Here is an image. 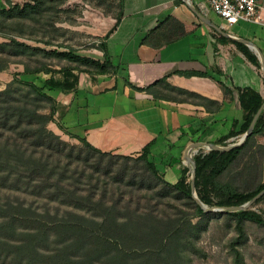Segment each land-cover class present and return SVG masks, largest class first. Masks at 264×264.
Listing matches in <instances>:
<instances>
[{
  "label": "trees",
  "instance_id": "16d2710c",
  "mask_svg": "<svg viewBox=\"0 0 264 264\" xmlns=\"http://www.w3.org/2000/svg\"><path fill=\"white\" fill-rule=\"evenodd\" d=\"M69 0H27L23 4L14 3L13 0H4L6 7L0 8V36L5 42L0 43V71L10 64L11 59L17 61L23 67V74L37 75L43 73L49 75L42 80V86L32 82H23L14 75L11 82L0 90V184L10 188L18 184L23 173L27 175V187H32L40 176L45 174V164L41 161L44 152L60 155L65 153L64 143L52 132L47 130L49 122H53L56 113V100L48 93L57 92L62 95L76 94L80 86V75L85 74L93 83L97 76H113L117 67L110 62L107 49V40L116 30L122 16L123 1L113 0L116 3L115 14L112 18L114 25L99 40L95 48L102 53L100 59L82 55L77 49L69 46L66 42L53 45V32L60 31L54 28V17H59L66 10L62 6ZM106 4V0H98L96 6ZM106 15H109L113 4H106ZM58 21L60 18H56ZM25 22H31L39 27L42 46H31L17 38L23 34L18 32L19 37H8L7 29L11 25L21 26ZM16 26V30H17ZM5 30V31H3ZM32 35H37L36 32ZM23 37V36H22ZM224 41V38L220 36ZM147 38L144 39V43ZM244 57L256 69L261 70L258 57L250 52L247 47L236 43ZM41 60H54L58 62V70L43 63ZM33 63V64H31ZM206 76V74H199ZM130 88L134 87L126 83ZM226 91L225 86L221 84ZM115 88V87H113ZM139 90V89H137ZM237 102L242 111V124L238 131H231L227 135L216 140L214 145L227 147L242 136L248 129L254 115L264 104V97L250 88L236 89ZM44 110H47L44 113ZM60 130H64L60 126ZM65 133V132H64ZM264 134V110L259 115L252 134L238 148L228 152H203L198 149L192 154L195 171V192L198 199L207 207H238L250 201L260 191L264 190V184L258 185L251 192H238L229 184L219 181V178L237 161V159L251 148V142L257 135ZM78 141L84 149L100 157H116L124 161H133L143 166L152 182L161 185V196L167 191H174L184 195L193 204V217L197 219L192 225L189 221L174 222L171 226L160 228L150 224L148 231L140 233L134 230L132 223L116 220V210L111 207H101L106 218L97 224L99 231L86 225L85 219H74L71 222L55 224L58 239H52L55 244L51 252L45 251L41 244L50 240L48 230L44 225L32 228V232H19L16 222L19 218L14 214L6 215V207L0 204V264H153L159 257L165 259H179L181 251L179 244L183 239L181 234L188 228L196 230L206 224L212 217V213H205L191 199L190 172L187 167L180 165L179 176L189 180L182 184L180 179L174 183L168 182L164 173L160 172L150 158V149L153 142L146 144L135 158L125 155L102 152L91 146L84 138L68 134ZM261 149L262 147H258ZM40 154V157L37 156ZM14 174V175H13ZM13 176L12 180L9 178ZM5 179V182H4ZM10 181V182H9ZM9 182V183H8ZM14 183V184H13ZM12 186V187H13ZM37 189L34 186L33 189ZM264 200V195L256 203ZM9 207V206H8ZM25 212L28 210H24ZM234 223L238 238L231 246L234 264H244L240 251L236 248L244 238L243 224L250 222L264 227V217L252 210L228 212ZM88 223V222H87ZM92 223V222H91ZM199 230L195 232V238ZM63 235V237L59 236ZM16 235L18 240L11 239ZM184 240L188 241L187 235ZM144 242L145 247L139 242ZM138 258V259H137ZM141 259V260H140Z\"/></svg>",
  "mask_w": 264,
  "mask_h": 264
},
{
  "label": "crops",
  "instance_id": "0c3cea01",
  "mask_svg": "<svg viewBox=\"0 0 264 264\" xmlns=\"http://www.w3.org/2000/svg\"><path fill=\"white\" fill-rule=\"evenodd\" d=\"M122 1L120 23L107 40L116 74L80 81L76 94L58 93L55 115L64 130L98 150L123 140L102 152L137 155L152 141L153 163L165 178L177 177L189 144H212L239 130L236 89L264 97L263 73L236 43L247 46L234 40L251 42L264 58V25L227 26L204 0ZM109 20L100 38L114 25Z\"/></svg>",
  "mask_w": 264,
  "mask_h": 264
},
{
  "label": "rangeland",
  "instance_id": "374dc122",
  "mask_svg": "<svg viewBox=\"0 0 264 264\" xmlns=\"http://www.w3.org/2000/svg\"><path fill=\"white\" fill-rule=\"evenodd\" d=\"M26 1L13 0L18 4ZM97 1L69 0L65 3L61 10H66L67 13L62 12L59 17H54V28L60 31L53 32V45L66 42L82 55L97 58L98 50L95 46L101 40L99 35L110 23L109 19L115 14L116 6L115 1L106 0V4H113L111 12L106 15V4L98 7L96 6ZM3 7H6V4L4 0H0V8ZM16 26L11 25L7 29L8 37L15 38L19 37L18 33L23 34V37L17 39L31 46H42L39 42L48 40V37L42 39L39 27L31 22L18 25L17 30ZM34 32L37 35H32ZM5 41L4 37L0 36V43ZM9 61L7 68L0 71V90L11 82L15 74L19 80L32 82L37 86H42V80L49 76L43 73L25 75L17 59ZM41 61L51 66L52 70L59 68L58 62L54 60ZM86 80L89 78L81 74L82 84H85ZM48 94L53 98L58 95L57 92ZM59 98L62 99L63 96L60 95ZM46 112L47 110H44V113ZM60 126L64 130L56 115L53 117V122H49L46 126L47 130L64 143L65 153L56 155L48 151L41 155V161L46 166L44 176L41 175L40 179H37L30 188L24 187H27L28 173H23L22 177L25 179L20 178L18 184L13 183L14 186L11 185L10 188L0 184V204L5 205L3 207H6L4 211L6 215L14 214L19 218L16 222L19 232H24V234L26 231L32 232V228H38L41 225L48 230L50 240L46 244H41L45 251L51 252L55 246L52 239L59 238L57 232L52 229L57 223L85 219L88 222H85L86 225L99 231L97 224L106 218L101 207L113 206L116 210V220L132 223L134 230L137 232L139 230L140 233L148 231L150 224L155 228L169 227L178 221L185 225L188 221L192 225L196 224L197 219L192 215L193 204L187 197L174 191H167L161 196L159 190L161 185L149 179L148 175L143 172L141 164L116 157H100L92 154L78 141L70 138L69 132L66 130L62 132ZM240 138L241 136L236 141L232 139L229 142L234 141L231 143L234 144ZM121 141L123 140L117 137L116 142L109 146L102 145L100 150L114 149V146L120 145ZM250 145L251 148L242 153L219 178L221 183L229 184L238 192H251L258 185L264 184V134L255 136ZM201 150L208 151L207 149ZM120 153L123 152L120 151ZM37 156L40 157V154ZM125 156L135 158L136 154ZM181 166L185 167L183 164ZM12 179L13 176L9 178V180ZM178 179L182 184L189 180L188 177L181 179L179 175L173 177L170 172L166 177V180L171 183ZM34 186H37V189H33ZM211 208H214V211L209 213L213 215L207 222L205 230L201 231L202 226H198L196 230L189 227L186 233L183 230L181 234L183 239L178 247L181 251L179 259L172 258L170 261L161 256L163 258L159 257L153 264H234L231 246L238 238L235 223L227 215L230 211L219 207ZM247 210L255 211L264 217V200L260 203L254 202ZM198 230L199 233L195 238V232ZM243 231L244 238L236 248L240 251L244 264H264V227L245 222ZM186 235L188 241L184 240ZM59 236L63 237L60 234ZM11 239L18 240V237L12 235ZM139 243L142 244L140 246L145 244L142 241Z\"/></svg>",
  "mask_w": 264,
  "mask_h": 264
},
{
  "label": "water",
  "instance_id": "95a60500",
  "mask_svg": "<svg viewBox=\"0 0 264 264\" xmlns=\"http://www.w3.org/2000/svg\"><path fill=\"white\" fill-rule=\"evenodd\" d=\"M196 14V12H194ZM201 20H205L203 17H201L200 15L196 14ZM206 21V20H205ZM215 29L220 32L221 34L225 35L224 33H222L218 28L215 27ZM226 36V35H225ZM235 41L243 43L244 45H246L249 49H251L252 51H254V53L257 55L260 64H261V72L264 75V58L262 56V54L260 53V51L249 41L246 40H242V39H238V38H234ZM264 108V104L260 107V109L257 111V113L254 115L251 123L249 124V127L247 129V131L241 136V138L238 140V142L231 144L227 147H219L216 146L214 144L211 143H203V142H193L191 144H189L184 152V166L187 167V169L190 172V192H191V198L194 200V202L202 209L203 212L207 213V212H212L214 211V208H210L205 206L197 197L196 192H195V186H194V180H195V165H194V161L192 159V152L196 151L198 149H207L208 151H214V152H228L234 148H238L240 147L245 140L247 139V137H249L254 129V125L259 117V115L262 112V109ZM264 195V190L260 191L257 195H255L250 201H248L247 203L238 206V207H225L224 209L230 212H239V211H245L247 210L254 202H256L259 198H261Z\"/></svg>",
  "mask_w": 264,
  "mask_h": 264
},
{
  "label": "built area",
  "instance_id": "2783aa9c",
  "mask_svg": "<svg viewBox=\"0 0 264 264\" xmlns=\"http://www.w3.org/2000/svg\"><path fill=\"white\" fill-rule=\"evenodd\" d=\"M211 11L226 24L240 22L264 25V0H204Z\"/></svg>",
  "mask_w": 264,
  "mask_h": 264
}]
</instances>
